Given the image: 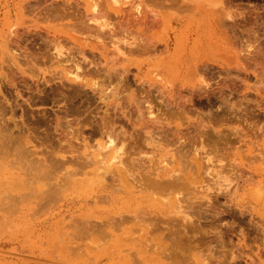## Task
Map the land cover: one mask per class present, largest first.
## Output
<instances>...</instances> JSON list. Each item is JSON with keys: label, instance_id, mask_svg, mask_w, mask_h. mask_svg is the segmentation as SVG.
Wrapping results in <instances>:
<instances>
[{"label": "bare ground", "instance_id": "6f19581e", "mask_svg": "<svg viewBox=\"0 0 264 264\" xmlns=\"http://www.w3.org/2000/svg\"><path fill=\"white\" fill-rule=\"evenodd\" d=\"M142 1L78 0L74 4L68 0H10L4 4L0 2L1 8H7L4 11L0 8V62L6 56L8 68L13 73L14 70H20V57L25 58L28 55L31 43H35L38 37L43 38L46 44L51 42L55 50L51 54L56 64L54 68L58 69V72L55 70L56 75L60 73L63 78L67 76L72 82L90 85L93 90L106 95L119 93L118 97L121 92L125 94L124 90L128 91L123 88V81L128 79V72L129 79L132 76L133 84H139L140 91L136 88L131 90L129 84V103L126 101L129 105V125L132 131L140 133L144 140L151 138L154 134L151 132L155 131L165 142L172 145V150L164 161L171 167L163 175L164 178L158 179V186L164 189V199L167 200L163 203L168 206L165 212H173L174 219L180 218L187 223L185 226L188 228V223L195 224L196 221L193 220V215L189 216L186 208H193L195 204L198 207L199 204L205 203L211 211L217 210L216 216L210 214L211 219L208 214V219L213 222L211 227L217 230L213 236L208 237L209 241L213 238L211 244L209 241L206 244L202 237L194 233L198 228V220L195 224L197 228L190 230L189 235L184 232L185 229L178 228L185 234L180 233L184 237L178 239L179 245L173 243L176 249L171 248L169 253L159 250L160 252H155V257L146 258L145 264H264V245L262 248L254 247L251 244L255 242L254 237L243 230V225L230 220L226 226L217 227V224L220 225L219 220L223 218L220 215L226 211L223 208L222 212L218 211L221 206L214 204L215 195L210 192L212 185L218 188L224 185L225 189L230 187L233 192L230 196L241 191L237 211L241 216H249L253 222L252 226L264 236V33L259 36L253 25L256 18L259 19L255 13L257 11L243 12L237 5V0H189L192 2L191 15H188V12L187 15L172 18L173 16L155 10L157 7L158 10L165 7L158 6L160 2L156 5L154 0H144L145 3ZM153 1L155 3L152 4ZM148 2L154 7L156 5L155 9ZM70 6L72 11L69 10ZM127 6L131 7L133 12L129 15L123 13L124 17H144L141 21L136 19L139 26L137 25L135 30H129L134 31L129 34L131 33L132 37L135 35V39L139 41L133 42L134 50L131 46L129 54L123 51L125 47L120 50L123 46L117 47L120 43L116 46L114 40V35L117 37L116 33L120 30L114 25L119 26L118 22L114 23L118 18L117 13L121 9L127 12ZM40 18L53 24H33ZM187 18L190 20L192 33L185 36V26L178 28L177 25ZM121 22L122 20L120 24ZM174 22L178 24L173 25ZM104 38L111 39L110 45L107 42L108 46H105L106 43L104 45ZM63 41L74 44L79 53L90 51L100 56L101 59L97 60L105 64L103 68L91 67V70L89 67L90 72L93 71L91 75L96 73L98 76L91 77L90 72L85 71L88 74L87 79V75L76 63L65 65L69 59H60L61 52L58 50V44ZM139 48H144L143 51L150 53V56L143 60H131L130 56L135 50L139 53ZM156 51L160 52L151 53ZM115 54L119 58L122 56L124 63L125 54L129 55V64L118 69V62L111 60L116 58ZM98 62H95V65ZM47 63L45 61V64ZM86 64L90 65V62ZM112 76L118 77L114 80L116 84H113ZM149 93H155V97H150ZM121 99L123 98L119 101ZM123 102L125 103V100ZM111 146L112 140H109L104 148ZM120 155L121 153L116 152L110 160L118 159ZM98 161L101 163L103 160ZM161 166L162 164L157 162L154 169ZM145 178L147 177L136 172L130 162L129 193L134 194L135 188L142 187L135 181L149 182V178ZM195 198L205 201L196 202ZM234 199L230 197L224 201L228 204L227 208ZM187 200L190 201L189 205L193 206H183L182 203ZM205 211L208 213L210 210L207 212L205 208ZM125 218L127 217H122ZM128 218H145L144 212H139L138 206L132 207ZM214 222L217 223L216 226H212ZM202 228L200 230H203ZM161 257L169 262L162 263Z\"/></svg>", "mask_w": 264, "mask_h": 264}, {"label": "rangeland", "instance_id": "374dc122", "mask_svg": "<svg viewBox=\"0 0 264 264\" xmlns=\"http://www.w3.org/2000/svg\"><path fill=\"white\" fill-rule=\"evenodd\" d=\"M6 1L10 0H0L1 4ZM68 1L74 4L78 0ZM154 1L156 5L160 2L158 6L161 7L169 5L167 8L164 7L165 9L158 10V7L155 9L156 5L154 7L148 2L156 11L173 16L172 18L187 15L188 12V15L192 13L190 12L192 2L189 0ZM154 1L152 4L155 3ZM237 3L240 10L243 9L245 13L257 11L255 13L259 19L256 18L253 25L259 32L256 34L262 36L264 0H237ZM129 8L127 12L121 9L117 13L118 18L114 21L119 23V26L114 25L121 30L115 28L118 30L117 37L114 35L116 46L120 43L121 45L117 47L123 46L120 50L125 47L123 51L128 54V50L131 48L134 50L133 42H139L135 39V35L132 37V34H129L132 32L129 30H135L138 21L143 17L138 18L139 20L137 19L139 16L130 18L125 16V18L123 13L129 15L133 12L131 10L134 8ZM5 9L6 6L1 8V11ZM69 10L72 11L71 6ZM119 18L120 21L122 20L121 24ZM134 19L138 21L136 20L135 23ZM38 20L36 19L33 24L38 26L53 24L42 18ZM177 24V22L173 23V25ZM190 25V20L187 18L177 27L185 26L183 30L187 36L192 33ZM106 39L104 45L106 42L110 45L111 39ZM48 43L46 44L43 38L37 37L35 43L29 44L31 49H28V55L25 58L20 57L21 69L14 70V73L8 68L6 56L0 62V264H140L142 262L145 264L146 258L155 257V252L158 253L159 250L162 253H169L173 248L176 249L174 244L179 245L184 237L181 234L189 235L188 232L194 231L197 227L199 229L194 231L196 236L202 237L205 243L209 241L208 237L213 236L212 234L217 231L211 227L213 222L210 220L212 214L213 217L216 216L217 210L211 211L205 203L199 205L197 203L198 207L195 204L192 208L190 206L192 204L189 205L190 201L183 202V206L191 207L185 209L189 216L193 215V220L196 222L199 220L198 224L195 222L197 227L193 222L188 223V228L185 226L187 223L185 224L180 218L174 219L173 212L169 214L165 212L168 206L163 203L167 200L164 199V189L158 186V179L164 178L163 175L171 167L164 161L172 150V145L165 142L155 131L151 132L154 134L147 140H144L140 133L132 131L129 125V84L131 90L136 88L140 91L139 84L136 85L135 82L133 84L132 76L129 79L128 72L126 76L128 79L123 81L125 83L123 88L128 91L124 90L125 94L121 92V96L118 97L119 93H116V96L106 95L93 90L90 85L72 82L67 76L63 78L61 74V77L60 73L56 75L58 69L54 68L56 64L51 54L55 50L51 42ZM107 43L105 46H108ZM139 49L141 54L135 50L130 56L131 60H143L150 56V53L143 51L144 48ZM58 50L61 52L60 59H69L66 64L63 63L65 65L76 63L87 75L85 78L88 77L86 72L89 73L93 67L100 69L105 65L101 61L98 62L97 59L101 58L97 54H92L88 49H86L87 53H79L78 47L68 41L58 44ZM157 52L160 51L151 53L157 54ZM125 55V63L121 55L122 61L116 54L114 55L116 58L111 59L118 62L116 64L118 69L122 68V65L129 64V55ZM0 60H2L1 54ZM45 61L48 63L45 64ZM94 61L98 63L95 65ZM112 61L111 63L114 64ZM89 62L93 66L86 64ZM97 65L98 67H95ZM89 67H92L91 70ZM91 73L93 71L89 73L92 77ZM96 76L98 75L95 73L93 77ZM117 78L113 77V81ZM113 84H116V81ZM148 95L155 97V93ZM120 98H123L120 101L125 100V103H121ZM109 140H112V146L104 148ZM116 152L121 153L120 157L110 160ZM98 160L103 161L99 163ZM130 162L136 172L147 177L145 179L149 178V182L135 181L142 187L135 188L134 194L129 193ZM157 162H160L164 168L161 166L154 169ZM222 186L216 188L212 185L213 189L211 188L210 192L215 195L214 204L221 206L218 211L222 212V208L226 213L227 210L229 211L220 215L224 218L219 220L221 223L218 221L220 225L216 221L212 226H216V223L217 227L221 225L224 227L230 220L237 221L243 225L245 232L251 233V237H254L255 242L251 244L262 248L264 236L252 226L253 222L249 216H241L237 211L241 191L230 196L233 193L231 188L225 189L224 185ZM230 197L235 199L227 208L228 204L224 201ZM194 201L205 200L195 198ZM218 202L220 204L224 202L225 205L223 203L222 206ZM135 206H138L139 212H144L145 218L138 220L128 218L129 212ZM205 208L207 212L208 210L211 212L206 213ZM121 216L127 218L122 219ZM178 228L185 229V233ZM210 240L213 241V238ZM212 241H209L210 244ZM150 247H153L152 250ZM141 260L143 261L140 262ZM161 260L162 263L169 262L162 257Z\"/></svg>", "mask_w": 264, "mask_h": 264}]
</instances>
